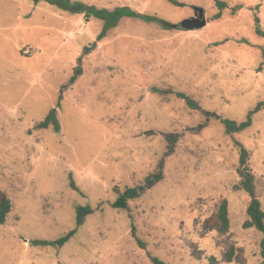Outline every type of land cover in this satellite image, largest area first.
Returning <instances> with one entry per match:
<instances>
[{
  "label": "rangeland",
  "instance_id": "374dc122",
  "mask_svg": "<svg viewBox=\"0 0 264 264\" xmlns=\"http://www.w3.org/2000/svg\"><path fill=\"white\" fill-rule=\"evenodd\" d=\"M70 1L171 25L122 18L61 92L104 20L0 0V192L11 201L0 264H259L263 234L244 226L251 195L237 184L247 166L264 210V104L243 131L228 134L222 120L240 123L264 103V0H224L220 19L216 0ZM195 7L208 24L186 30ZM53 108L60 132L38 127ZM161 161L159 182L114 206ZM225 200L228 230L205 229ZM79 206L92 208L81 225ZM73 229L64 245L33 244Z\"/></svg>",
  "mask_w": 264,
  "mask_h": 264
},
{
  "label": "trees",
  "instance_id": "16d2710c",
  "mask_svg": "<svg viewBox=\"0 0 264 264\" xmlns=\"http://www.w3.org/2000/svg\"><path fill=\"white\" fill-rule=\"evenodd\" d=\"M50 2L57 4L61 9L72 12V13H84L86 19L88 20L90 17L95 16L98 17L102 20H104L105 24L102 29V31L98 34L96 41H94L91 45L85 46L84 51L82 55L78 58V64L74 69V73L71 76V78L68 80L66 84H63L61 88V92L73 85L79 76L83 74V65H82V60L83 56L89 54L92 50H94L97 46L98 41L103 39L106 35L109 29L112 27L117 26L122 18L124 17H136L140 18L144 21H154L157 20L159 24H161L163 27H168V25H171L169 22H166L162 18H159L157 16H152L146 13H141L138 11H135L133 8L129 6H117L114 9L110 10L107 8H99L95 5H87L83 4L80 2L73 3L70 0H49ZM174 1V0H172ZM176 2V1H175ZM216 5L219 8L218 13L215 15V19H220L223 15L224 9L228 7L227 2L224 0H216ZM244 8V5L238 4L232 12L236 13V11L241 10ZM257 21L258 18H256ZM258 31L263 33L262 30L258 29ZM178 95L181 97H184L187 99V103L191 107H197V102L189 97L188 95H185V93L178 92ZM62 96V94H61ZM264 103L259 104L255 109L249 112L248 117L246 120L238 123L235 120L225 118L222 120V122L226 125V132L229 134L234 133V132H240L243 131L247 128H249L252 123H253V115L261 109V105ZM199 107V106H198ZM209 115H213L217 118L221 119V116H218L214 112H207ZM53 126L54 130L56 132L61 131V125L59 122V119L57 117V108H53L47 117L42 120L39 124L38 127L40 128H47ZM242 158H241V164L243 166L246 165L247 158H248V151H246L245 147L242 146ZM163 165L164 162L161 161L159 164V168L154 171L153 173L149 174L144 182L140 183L138 186L130 187L127 188L123 193L119 195L117 198L116 202H114V206L116 207H122L126 208L128 206V201L130 199L138 197L143 191H145L148 188L153 187L157 182H159L163 178ZM240 176L242 177V180L239 184H237V188H241L248 192L251 195V201L248 206V215L249 219L244 223V226L246 228L250 227H255L257 228L262 234V240H261V257L262 260L259 264H264V210L262 209V204L261 201L256 197L255 191H254V185H253V180L251 173L248 170V167L245 166L243 169L239 170ZM11 210V201L10 199L6 196V194L0 192V224H4L7 220V216ZM92 212V208L90 206H79L77 209V216L76 220L78 225H81L86 216ZM217 221L211 222L207 221L204 223V228L207 230H213L214 228L220 226L223 230H228L229 225H230V220H229V210H228V202L225 200L222 202V204L219 207L218 214H217ZM76 233V229H73L68 232L63 237H60L59 239H56L54 241H49V240H38L35 239L33 241L34 245H64L66 244L70 238ZM153 262L154 264H166L163 260H161L159 257L154 256L153 257Z\"/></svg>",
  "mask_w": 264,
  "mask_h": 264
},
{
  "label": "water",
  "instance_id": "95a60500",
  "mask_svg": "<svg viewBox=\"0 0 264 264\" xmlns=\"http://www.w3.org/2000/svg\"><path fill=\"white\" fill-rule=\"evenodd\" d=\"M208 24L205 9L202 7H195V15L185 18L181 22V26L186 30H196L205 27ZM174 28L179 27L178 24L172 25Z\"/></svg>",
  "mask_w": 264,
  "mask_h": 264
}]
</instances>
